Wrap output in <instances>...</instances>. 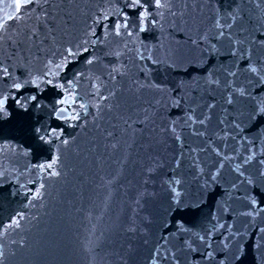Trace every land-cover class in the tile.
Returning <instances> with one entry per match:
<instances>
[{"label":"snow or ice","instance_id":"snow-or-ice-1","mask_svg":"<svg viewBox=\"0 0 264 264\" xmlns=\"http://www.w3.org/2000/svg\"><path fill=\"white\" fill-rule=\"evenodd\" d=\"M41 108L60 123L33 124ZM4 121L19 122L27 147L0 141V183L14 180L38 211L0 223V264L29 247L73 161L96 169L97 222L132 167L135 194L112 230L141 242L143 264H241L253 252L264 264V0H0ZM33 142L51 155L5 163L31 157ZM97 228L81 241L90 264L109 231Z\"/></svg>","mask_w":264,"mask_h":264},{"label":"water","instance_id":"water-1","mask_svg":"<svg viewBox=\"0 0 264 264\" xmlns=\"http://www.w3.org/2000/svg\"><path fill=\"white\" fill-rule=\"evenodd\" d=\"M146 40L154 41V34H145ZM82 64L70 65V71L65 73L70 78L71 72L82 69ZM162 75V74H161ZM58 93L57 90L49 88L42 99L45 104L54 103ZM50 108H41L39 113L33 114V124L39 119L41 123L56 126L59 121L54 122L50 117ZM0 141L13 144H22L27 147L26 137L20 133L19 122L4 121L0 122ZM72 133V129H68ZM33 154L29 158L13 157L11 163L21 170L30 159L33 163H39L46 160L51 153L45 146L43 151H36V143H32ZM76 167V173L70 174L66 183L56 185L53 190L54 199L48 204L47 211L49 215H41L38 224L31 227V231L25 233L28 239L29 247L18 249L17 255L9 259L8 264H90L92 259L81 247V241L88 235V230L93 223L98 225L97 235L100 231L108 229L105 232V238L100 243L99 248L93 254L94 264H121V257L128 260V264H143L144 257L147 255V249L139 240L128 241L124 236H117L113 231V226L117 216L123 218L122 209L126 213L127 201L135 194L136 181L135 172L129 166L126 178L122 180L125 188L114 194L111 206L104 214L103 220L97 222L95 217L102 210L99 207L103 200V190L96 188L100 183L95 177L96 169H89L86 165H81L73 161ZM109 169H105V172ZM84 173V177L80 173ZM103 174V173H101ZM191 171L184 170V176L191 184L192 191L195 193L196 186L191 183ZM87 178V179H85ZM24 178H21L23 180ZM128 180L133 183L129 185ZM158 189V185H157ZM18 190V185L13 181H4L0 183V223H7L9 217L16 211L36 212V209H25V197L22 190ZM83 193V196H81ZM159 201H149L145 211L155 212ZM91 212L93 220L90 223L87 219ZM18 238V237H17ZM128 242L133 244V252L128 253L126 245ZM125 244L121 248V244ZM241 264H258L256 253L245 255Z\"/></svg>","mask_w":264,"mask_h":264}]
</instances>
